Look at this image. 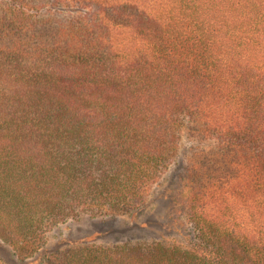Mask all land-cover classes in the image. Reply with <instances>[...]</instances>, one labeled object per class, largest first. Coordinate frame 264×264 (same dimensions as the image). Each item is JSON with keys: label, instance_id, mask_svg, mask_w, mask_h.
<instances>
[{"label": "trees", "instance_id": "obj_1", "mask_svg": "<svg viewBox=\"0 0 264 264\" xmlns=\"http://www.w3.org/2000/svg\"><path fill=\"white\" fill-rule=\"evenodd\" d=\"M177 165L189 242L44 264H264V0H0V242L19 260L81 214L144 207Z\"/></svg>", "mask_w": 264, "mask_h": 264}, {"label": "rangeland", "instance_id": "obj_2", "mask_svg": "<svg viewBox=\"0 0 264 264\" xmlns=\"http://www.w3.org/2000/svg\"><path fill=\"white\" fill-rule=\"evenodd\" d=\"M183 146L191 141L183 140ZM182 178L181 165L172 166L162 176L139 210L112 218H91L81 214L76 219L50 228L45 243L34 255L21 261L0 242V264H44L45 258L82 246H113L124 243L189 242V224L175 213L176 192Z\"/></svg>", "mask_w": 264, "mask_h": 264}]
</instances>
